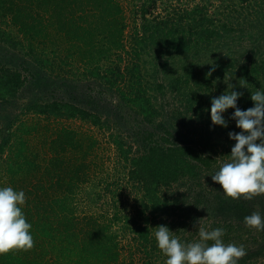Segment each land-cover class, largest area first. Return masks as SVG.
I'll return each mask as SVG.
<instances>
[{"label": "trees", "instance_id": "16d2710c", "mask_svg": "<svg viewBox=\"0 0 264 264\" xmlns=\"http://www.w3.org/2000/svg\"><path fill=\"white\" fill-rule=\"evenodd\" d=\"M158 2L160 0H145L140 7V17L146 23L147 15L151 8L156 9ZM256 4L249 2L248 6L254 10ZM210 6L211 2L202 0L191 10L185 9L178 18L157 20L151 26L145 24V31L137 30L135 34L142 36L132 47H127V22L119 0H0V44L12 49L25 48L33 59L50 55L59 58L67 48L62 63L70 66L76 62L85 67L86 76L103 80L113 87L129 75L131 88L126 100L137 109L143 123L151 127L139 132L142 150L137 154L122 136L110 135L128 168L127 179L137 184L143 194L134 216L126 215L124 219L116 215L106 222L104 217L77 216V197L89 181L88 171L93 164L90 158L94 156L98 141L68 127L55 129L49 135L48 125L36 123L30 127L23 124L18 129V142L5 161L6 178L15 190H23L26 194L22 207L32 225L34 245L28 250L0 254V264H117L121 254L120 240L111 226L114 221L123 219L131 227L139 247L151 257L155 249L148 250L156 242L152 235L154 221L160 216H174L180 209L191 211L199 206V198L215 186L211 175L221 165L208 148L204 150L196 145L192 134L199 132L201 139L218 141L224 130L223 134L228 135L225 144L231 150L235 142L229 133L241 131L232 119L235 109L226 112L227 128L213 127L211 108L205 109L211 107L212 99L202 102L201 96L207 98L212 88L224 89L225 82L231 79L233 90L243 93L237 106L247 110L254 106L251 92L264 87V58L259 43L264 42V19H249L231 8L229 14L236 17L237 13L236 19L240 21L216 26ZM247 14L253 13L247 11ZM11 26L17 29L22 41L8 35L4 28ZM242 35H247L255 45L248 49L236 45ZM159 45L168 48L166 54L186 55V61L191 60L186 69L187 78L169 83L186 102L187 114L182 120L180 109L161 112L159 101L167 96L166 82L156 83L145 78L142 64L138 62L146 49ZM125 55L137 58L134 62L129 57L123 69L127 75L121 70ZM200 61L209 67L204 79L196 81L198 89L205 87V93H187L192 77H197L192 67ZM208 64H213L214 70L213 65ZM209 71L212 75L206 77ZM26 83L20 71L0 62V102L16 100ZM30 110L49 119L79 120L100 130H109L110 126L109 121L103 120L105 114L65 99L36 102ZM204 110L209 111L210 116ZM161 117H165L166 122H161ZM187 119L197 122L199 129L190 127L188 131ZM44 130L47 132L43 133ZM35 136H40L43 157L32 150L31 141ZM5 148L6 144L0 146V156ZM182 188L186 190L181 192ZM192 198L194 202H189ZM229 205L227 209H234Z\"/></svg>", "mask_w": 264, "mask_h": 264}, {"label": "rangeland", "instance_id": "374dc122", "mask_svg": "<svg viewBox=\"0 0 264 264\" xmlns=\"http://www.w3.org/2000/svg\"><path fill=\"white\" fill-rule=\"evenodd\" d=\"M119 1L123 6L127 22L125 34L127 47H132V43L142 36L141 33L135 35L137 30H143L144 32L146 25L151 26V24L157 23V20L166 21L170 17L178 18L185 9L191 10L195 3L202 0H195V2L194 0H160L156 9L151 8V13L147 15V23L145 19L140 17V7L145 3V0ZM208 2L212 3L210 14H214L213 18L217 23L216 26L221 25L223 22L235 24L240 21L238 18L236 19L238 17L237 13H235L236 17L233 16L234 14H229L231 8H236L246 18L264 19L263 0H249L248 2L242 0H208ZM249 2L250 4L257 3L254 10L249 8ZM247 11H251L253 14L248 15ZM4 29L12 38L22 41V37L16 28L11 26ZM235 43L236 45H244L247 49L255 45L247 35H242V39L237 40ZM259 43L262 45V57L264 58V42ZM0 49L2 50L0 51V62H4L8 67L20 71L27 81L16 100L0 102V146L6 144L5 152L1 153L0 156V187H12L9 178H6L5 161L9 156L10 149L18 142V135H20L18 129L23 127V124L30 127L36 123L48 125L50 130L48 132L44 130L43 133L47 132L49 135L55 129L68 127L83 132L98 141L94 156L90 158L93 164L91 170L88 171L89 181L77 197V216L79 218H84L86 215L89 217L95 216L99 219L104 217L103 220L106 219V222L115 219L116 215L121 218L124 217V219L126 215L134 216L135 209L140 204L143 193L137 184L127 179L128 168L119 157L110 135L122 136L127 141L128 146L132 145L134 154L141 152L142 143L138 140V135L148 125L143 123L142 116L139 115L137 109L126 100L128 94H130L131 84L130 76L123 71L127 67L130 58L134 62L137 61V58L132 55H125L121 70L127 77L120 81L118 86L113 87L103 80L86 76L85 67L76 62L70 66L62 63L61 60L66 56L67 48L59 58L50 55L47 57L39 56L34 59L28 56V50L25 48H22V50L12 49L0 44ZM129 51L132 52V48ZM167 51L168 48L165 45L149 47L146 49L145 54L141 58L139 57L138 62L140 60L142 64V75L145 78H150L151 81L156 83L166 82L167 96L161 102L159 101L161 112L174 111L175 108L180 109V119L182 120L187 114L186 102L175 90L171 89L169 83L174 79L180 81L184 80V77L187 78L186 69L189 68L188 64L191 60H187V62L186 55H170L166 54ZM200 62L193 66L194 69L192 67V71H196L197 77H192L193 79H191L188 86L191 89L187 93L190 91H195L200 95L205 93V87L198 89L196 81L204 79L206 69L209 67ZM231 84V79H229L225 82L224 89L219 91L212 88L208 97L206 96L207 98L201 96V101L204 102L209 98L219 97L225 92L231 91V87L228 88V85ZM125 94L126 97H124ZM56 99H65L87 110L105 114L103 120L109 121V130H100L79 120L59 121L52 117L49 119L38 114L36 110H30V107L36 102L46 103ZM204 111L207 116L211 115H209V111ZM177 116L179 117V115ZM225 116L228 121V114L225 113ZM160 119L161 122H166L165 117ZM186 122L188 131L190 127L199 129L198 123L193 119L189 121L187 119ZM190 123H192L191 126ZM222 131L224 132V130ZM223 132L218 141H215V139H201L199 132L191 136L200 149L205 150V148H208L209 153L218 159L220 165L231 154V150L225 144L228 135L226 136ZM40 141V136L32 137L31 146L34 152H39L40 157H43ZM185 190V188H182L181 192ZM199 199H201L199 206L192 208L191 211L183 208L178 210L174 216L158 217L152 224V235L155 231L154 228L165 225L171 231L176 232L181 240L191 242L198 238L197 227H194V224L196 221L202 220L201 223L209 229L224 228L226 231L223 240L226 244L234 243L238 246H244L247 254L240 258L239 264H264V230L250 229L244 223V217L251 215L253 212H260L264 215V195L254 197L252 200L243 198L233 200L226 197L222 193V186L216 183L208 193L203 194V198ZM193 200L192 198L189 202H194ZM229 203V208L234 209H227ZM236 205L237 207L243 206L245 209L235 208ZM124 219L114 221L111 226V231L116 233L120 240L121 254L117 264H165L166 257L158 249L157 242L150 245L148 250L151 251L154 248L155 253L151 257L147 256V252L139 247L138 242L135 241L134 234L130 231L131 227ZM153 238L155 239L154 235Z\"/></svg>", "mask_w": 264, "mask_h": 264}, {"label": "clouds", "instance_id": "9594fccd", "mask_svg": "<svg viewBox=\"0 0 264 264\" xmlns=\"http://www.w3.org/2000/svg\"><path fill=\"white\" fill-rule=\"evenodd\" d=\"M213 65V64H208ZM214 70V65H213ZM212 71L207 76L210 77ZM227 91L211 101V121L213 127H228L225 113L235 109L232 119L236 121L240 132H230L229 137L235 143L231 154L222 163L218 171L211 175L212 180L222 186V193L233 200H252L264 195V87L251 92L254 106L241 110L237 106L243 93ZM26 194L11 186L0 187V254L12 250H28L33 247L32 225L23 212ZM202 220L196 221L198 238L186 242L176 232L165 225L155 229L153 235L158 249L166 257L165 264H239L246 249L243 245L225 243V229L205 227ZM244 223L250 229L264 230V215L253 212L244 217Z\"/></svg>", "mask_w": 264, "mask_h": 264}]
</instances>
